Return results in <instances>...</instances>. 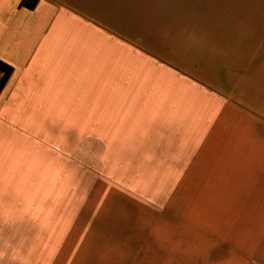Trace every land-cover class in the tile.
<instances>
[{"label": "crops", "instance_id": "obj_1", "mask_svg": "<svg viewBox=\"0 0 264 264\" xmlns=\"http://www.w3.org/2000/svg\"><path fill=\"white\" fill-rule=\"evenodd\" d=\"M20 2L0 264H264V0Z\"/></svg>", "mask_w": 264, "mask_h": 264}, {"label": "trees", "instance_id": "obj_2", "mask_svg": "<svg viewBox=\"0 0 264 264\" xmlns=\"http://www.w3.org/2000/svg\"><path fill=\"white\" fill-rule=\"evenodd\" d=\"M34 2H35V0L33 1L32 4H29L27 2V0H21L20 5L23 4V5H26V6L31 8L32 5L34 4ZM0 70L2 71V76L0 77V88H1L11 69H10V67H7L5 64L0 62Z\"/></svg>", "mask_w": 264, "mask_h": 264}, {"label": "rangeland", "instance_id": "obj_3", "mask_svg": "<svg viewBox=\"0 0 264 264\" xmlns=\"http://www.w3.org/2000/svg\"><path fill=\"white\" fill-rule=\"evenodd\" d=\"M75 168V171H76V178H77V175L79 174L80 175V172H84L82 170V166L80 164H72ZM71 178V177H70ZM78 186V185H77Z\"/></svg>", "mask_w": 264, "mask_h": 264}, {"label": "snow or ice", "instance_id": "obj_4", "mask_svg": "<svg viewBox=\"0 0 264 264\" xmlns=\"http://www.w3.org/2000/svg\"><path fill=\"white\" fill-rule=\"evenodd\" d=\"M38 2H39V0H35V2H34V4L32 5V7L29 8V11H32V10L35 8V4L38 3ZM19 7H20V4L18 3V4H17V11H19Z\"/></svg>", "mask_w": 264, "mask_h": 264}]
</instances>
